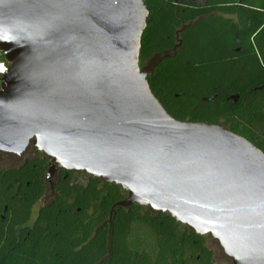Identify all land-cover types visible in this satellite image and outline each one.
Listing matches in <instances>:
<instances>
[{
	"label": "water",
	"instance_id": "95a60500",
	"mask_svg": "<svg viewBox=\"0 0 264 264\" xmlns=\"http://www.w3.org/2000/svg\"><path fill=\"white\" fill-rule=\"evenodd\" d=\"M143 0H0V152L31 144L58 170L120 187L116 204L167 214L231 264H264V153L218 126L170 117L139 65Z\"/></svg>",
	"mask_w": 264,
	"mask_h": 264
},
{
	"label": "trees",
	"instance_id": "16d2710c",
	"mask_svg": "<svg viewBox=\"0 0 264 264\" xmlns=\"http://www.w3.org/2000/svg\"><path fill=\"white\" fill-rule=\"evenodd\" d=\"M143 3L139 65L175 49L147 78L166 113L221 126L264 153V0ZM49 162L31 144L20 156L0 152V264H222L209 236L147 207H117L118 186L61 169L47 183Z\"/></svg>",
	"mask_w": 264,
	"mask_h": 264
},
{
	"label": "flooded vegetation",
	"instance_id": "af4514ba",
	"mask_svg": "<svg viewBox=\"0 0 264 264\" xmlns=\"http://www.w3.org/2000/svg\"><path fill=\"white\" fill-rule=\"evenodd\" d=\"M173 1H174L175 4H178L180 6H187V5L203 6L204 3H205V0H173ZM224 17L228 18L229 16H224ZM172 50H175V49L173 48ZM237 99H238V96H236V99H235V97H231V96H228L226 98V100H231V102H233V103H235L237 101ZM203 102H206V99H203ZM56 172L54 173V175L51 178V180L54 178ZM51 180H50V182H51ZM50 182H47V183H50ZM38 205L40 206V204H38ZM39 206H38V208H39ZM37 211H38V209H37ZM37 211H36V213H37ZM35 216H36V214H35Z\"/></svg>",
	"mask_w": 264,
	"mask_h": 264
},
{
	"label": "rangeland",
	"instance_id": "374dc122",
	"mask_svg": "<svg viewBox=\"0 0 264 264\" xmlns=\"http://www.w3.org/2000/svg\"><path fill=\"white\" fill-rule=\"evenodd\" d=\"M38 204H36L33 208V214H32V217H31V220H30V223H32L33 219L35 218V214H36V211L38 209ZM211 240V241H210ZM210 240L207 241L208 244H210V246L213 247L214 249V253H215V256H216V259L218 261H220L222 264H231V261L230 259H228L222 252V250L220 248H217L214 243L212 242V239L210 238ZM216 242V241H215ZM218 245V244H217Z\"/></svg>",
	"mask_w": 264,
	"mask_h": 264
},
{
	"label": "built area",
	"instance_id": "2783aa9c",
	"mask_svg": "<svg viewBox=\"0 0 264 264\" xmlns=\"http://www.w3.org/2000/svg\"><path fill=\"white\" fill-rule=\"evenodd\" d=\"M9 65L5 61H0V79L7 72Z\"/></svg>",
	"mask_w": 264,
	"mask_h": 264
}]
</instances>
